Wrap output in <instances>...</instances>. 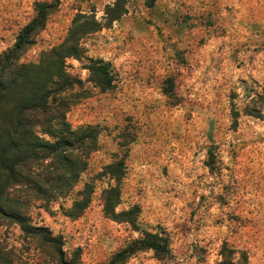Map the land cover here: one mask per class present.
I'll list each match as a JSON object with an SVG mask.
<instances>
[{"label": "rangeland", "instance_id": "obj_1", "mask_svg": "<svg viewBox=\"0 0 264 264\" xmlns=\"http://www.w3.org/2000/svg\"><path fill=\"white\" fill-rule=\"evenodd\" d=\"M43 1L0 0V52ZM57 2L21 61L61 43L79 14L101 24L82 39V56L66 60L83 80L70 93L85 92L67 119L95 126L98 149L68 194L32 197V222L62 236L67 258L80 249V264H105L143 230H165L170 254L144 249L125 264H264V0ZM116 3L124 13L108 20ZM91 59L112 64L113 89L90 79ZM117 160L126 165L119 181L107 171ZM113 187L115 212L139 207L135 223L105 212ZM0 246L10 264H58L10 220H0Z\"/></svg>", "mask_w": 264, "mask_h": 264}, {"label": "trees", "instance_id": "obj_2", "mask_svg": "<svg viewBox=\"0 0 264 264\" xmlns=\"http://www.w3.org/2000/svg\"><path fill=\"white\" fill-rule=\"evenodd\" d=\"M57 1L39 2L34 16L20 29L13 45L0 52V220L19 224L27 236L51 249L58 264H80V249L67 258L62 249V236L54 235L47 226L35 225L26 210L32 197L48 200L68 194L87 168L89 155L98 149L99 131L95 126L73 128L67 119L69 108L85 92L70 93L75 86L82 88L83 80L69 70L66 60L82 56V39L100 30L101 24L95 18L79 14L61 43L43 50L37 61H21L57 9ZM154 1L146 0L150 6ZM106 12L108 20L113 21L124 13V8L116 3ZM86 67L90 79L102 91L114 88L117 74L109 61L91 59ZM209 155L213 167L211 149ZM42 164L52 167L45 176L35 173V165ZM107 169L118 181L126 173L123 160L115 161ZM109 192L105 212L135 223L139 207L117 213L115 205L120 190L113 187ZM87 206L88 199L76 202L73 216L80 215ZM144 249H152L158 256L170 254L168 233L143 230L140 236L113 253L105 264H125L133 254ZM11 261L10 252L0 246V264Z\"/></svg>", "mask_w": 264, "mask_h": 264}]
</instances>
